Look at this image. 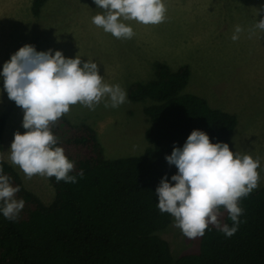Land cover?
Instances as JSON below:
<instances>
[{"label":"trees","instance_id":"trees-1","mask_svg":"<svg viewBox=\"0 0 264 264\" xmlns=\"http://www.w3.org/2000/svg\"><path fill=\"white\" fill-rule=\"evenodd\" d=\"M43 1L32 0L33 13ZM189 72L186 64L170 70L155 61L154 77L128 86L129 100H151L144 108L148 145L140 154L104 156L95 130L63 115L51 131L74 162L70 175L77 182L49 178L54 196L48 204L2 158L0 117V166L20 189L16 199L25 201L15 220L0 212V264H264V184L241 199L243 214L231 237L209 225L196 252L173 258L158 234L171 215L158 209L155 190L165 176L174 186L171 177L177 174L165 157L182 148L194 130L205 132L211 143H227L237 125L234 113L184 90ZM223 224L233 226L227 212Z\"/></svg>","mask_w":264,"mask_h":264},{"label":"rangeland","instance_id":"rangeland-1","mask_svg":"<svg viewBox=\"0 0 264 264\" xmlns=\"http://www.w3.org/2000/svg\"><path fill=\"white\" fill-rule=\"evenodd\" d=\"M44 1L42 12L34 17L27 13L28 0H0V72L26 44L38 52L51 49L53 55L61 51L66 58L78 56L82 63L91 60L98 65L104 83L119 84L126 93L131 82L154 77L155 61L164 62L170 70L186 64L190 75L184 90L236 115L237 125L227 144L234 153L259 159L258 187L264 184V31L255 29L264 18V14L257 15L264 0H163L167 8L163 23L123 21L135 33L130 40L117 39L93 24L92 18L102 12L94 0ZM236 26L243 31L233 41ZM150 103V99L127 98L118 108H106L101 102L95 110L78 103L65 116L95 130L104 156L134 155L148 145L144 108ZM0 116L6 121L2 156L11 164L14 134L26 129L22 127L23 110L3 90L2 76ZM14 168L27 189L50 203L54 189L49 178L28 180L18 166ZM225 214L222 210L221 224ZM158 234L168 242L173 258L198 250L200 237L186 238L174 226L172 216Z\"/></svg>","mask_w":264,"mask_h":264},{"label":"clouds","instance_id":"clouds-1","mask_svg":"<svg viewBox=\"0 0 264 264\" xmlns=\"http://www.w3.org/2000/svg\"><path fill=\"white\" fill-rule=\"evenodd\" d=\"M101 14L92 18L93 24L117 39L130 40L135 33L123 21H137L144 25H157L166 20L167 8L163 0H94ZM264 14V5L257 15ZM255 29L264 31V18ZM243 31L235 27L232 40L239 39ZM82 65V66H81ZM3 90L8 98L23 110L22 127L16 132L10 146V162L18 166L31 180L34 176L55 177L57 182L76 183L70 175L75 164L70 161L51 128L70 111V106L80 104L95 110L104 106L118 108L127 102V93L119 84L103 82L98 65L80 57L66 58L61 51H36L26 44L3 64ZM175 165L172 175L174 186L167 176L162 178L155 193L161 213L174 218V226L188 239L203 237L209 225H214L227 237L238 230L242 198L258 187L259 159L230 150L227 143H211L209 136L194 130L183 147H174L165 157ZM0 166V212L8 220H15L25 206L17 200L19 187L12 186L10 177ZM83 176V172L79 174ZM222 210L226 211L233 226L221 224Z\"/></svg>","mask_w":264,"mask_h":264},{"label":"crops","instance_id":"crops-1","mask_svg":"<svg viewBox=\"0 0 264 264\" xmlns=\"http://www.w3.org/2000/svg\"><path fill=\"white\" fill-rule=\"evenodd\" d=\"M45 3V1L44 2H42L41 3V5H40V7H39V10H38V12L35 14V13H33V11H32V0H28V2H27V9H28V11H27V13H32L31 15L32 16H34V17H37L38 15H39V13L40 12H42V8H43V4ZM189 75H190V72H189ZM0 117H2V116H0ZM6 122V121H5ZM5 128H6V124H5V126H4V131H3V137H2V140L4 139V132H5ZM264 145V141H263V143H262V146ZM264 147V146H263ZM2 151H3V147H2ZM2 153L3 152H1V155H2ZM2 158L5 160V158L2 156ZM7 161V160H6ZM8 162V161H7ZM9 163V162H8ZM14 167V166H13Z\"/></svg>","mask_w":264,"mask_h":264}]
</instances>
